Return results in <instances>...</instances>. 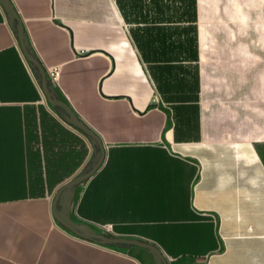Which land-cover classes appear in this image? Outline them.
<instances>
[{"label": "crops", "instance_id": "1", "mask_svg": "<svg viewBox=\"0 0 264 264\" xmlns=\"http://www.w3.org/2000/svg\"><path fill=\"white\" fill-rule=\"evenodd\" d=\"M232 1L12 0L28 47L58 68L52 95L105 146L78 223L151 240L171 264H264V45L244 43ZM94 147L44 97L0 2V264H159L52 218Z\"/></svg>", "mask_w": 264, "mask_h": 264}, {"label": "water", "instance_id": "2", "mask_svg": "<svg viewBox=\"0 0 264 264\" xmlns=\"http://www.w3.org/2000/svg\"><path fill=\"white\" fill-rule=\"evenodd\" d=\"M4 9L6 10L9 17L15 22V31L18 39L20 48L33 67L34 71L37 74L38 80L40 81V86L43 91L44 97L51 105H58L62 107L67 115L68 120L74 124L79 130L84 132L88 138L92 141L94 146L98 149L99 154L96 160L91 161L90 164L84 168L79 174H76L66 181L62 182L54 191L50 199V212L54 220H56L60 225H62L66 230L74 234L75 236L90 239L93 241H98L105 244H136L148 248L156 257L159 264H168L164 254L160 247L153 241L147 239H141L137 237H127L119 235H108L102 232L89 231L92 228L87 224L74 223L69 220L68 217L61 216L57 211V202L61 195L66 194L68 191H71L76 184L81 183L86 180L103 162L105 157V146L102 142L100 136L92 130L87 124L81 121L72 107L62 98L52 95L51 90L48 86L46 70L41 65L39 60L32 54L31 49L28 47L24 26L20 15L18 14L16 8L11 3L10 0H0ZM80 227L85 228L82 230ZM88 229V230H87Z\"/></svg>", "mask_w": 264, "mask_h": 264}, {"label": "rangeland", "instance_id": "3", "mask_svg": "<svg viewBox=\"0 0 264 264\" xmlns=\"http://www.w3.org/2000/svg\"><path fill=\"white\" fill-rule=\"evenodd\" d=\"M232 2H237V4L228 5V7H242L243 28L245 31L244 43L248 41V43L264 45V0H233ZM247 34L249 35L248 40L246 37ZM98 154V149L94 147L93 156L91 158L93 162L98 157ZM78 186L79 183L76 184L71 191H68L64 195H61L56 205L58 213L63 217H68L69 220L74 223H76L77 220L75 219L73 204L79 188ZM80 228L82 230H86L83 227ZM102 229L108 231L104 227H102ZM89 231L100 232L94 227H92V229Z\"/></svg>", "mask_w": 264, "mask_h": 264}, {"label": "built area", "instance_id": "4", "mask_svg": "<svg viewBox=\"0 0 264 264\" xmlns=\"http://www.w3.org/2000/svg\"><path fill=\"white\" fill-rule=\"evenodd\" d=\"M47 75L50 79L51 82L56 83L57 82V77H58V68L57 67H51L47 70ZM102 227H104L108 231H112L110 228L109 224H100ZM159 246V245H158ZM160 247V246H159ZM160 249L162 250V253L164 254L168 264H171L172 257L168 255L161 247Z\"/></svg>", "mask_w": 264, "mask_h": 264}, {"label": "trees", "instance_id": "5", "mask_svg": "<svg viewBox=\"0 0 264 264\" xmlns=\"http://www.w3.org/2000/svg\"><path fill=\"white\" fill-rule=\"evenodd\" d=\"M11 1V3L13 4V2H12V0H10ZM14 5V4H13ZM15 7V6H14ZM16 8V7H15ZM17 10V9H16ZM18 12V11H17ZM32 54L38 59V57H37V55H36V53H34V52H32ZM40 62V61H39ZM41 63V62H40ZM46 75H47V73H46ZM39 81V80H38ZM47 81H48V86H49V88H50V90H52V83H51V81H50V79H49V77H48V75H47ZM40 82V81H39ZM60 114H63V113H65V111H64V109L62 108V107H60V106H58V105H52ZM78 116V115H77ZM78 118L81 120V121H83L85 124H86V122L80 117V116H78ZM71 123V122H70ZM72 124V123H71ZM73 126H75L74 124H72ZM57 222V221H56ZM90 240V239H89ZM98 242V241H97ZM101 243V242H100ZM102 244H105V243H102ZM108 245V244H107ZM109 245H117V244H109Z\"/></svg>", "mask_w": 264, "mask_h": 264}]
</instances>
